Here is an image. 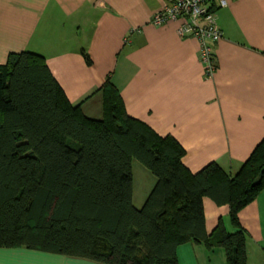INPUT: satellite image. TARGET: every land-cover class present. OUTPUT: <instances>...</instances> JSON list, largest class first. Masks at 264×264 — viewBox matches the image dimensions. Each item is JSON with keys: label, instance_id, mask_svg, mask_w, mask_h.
<instances>
[{"label": "trees", "instance_id": "trees-1", "mask_svg": "<svg viewBox=\"0 0 264 264\" xmlns=\"http://www.w3.org/2000/svg\"><path fill=\"white\" fill-rule=\"evenodd\" d=\"M101 91L103 116L88 118L43 56L11 53L0 65V248L176 264L177 246L192 242L246 264L239 213L264 189V139L233 177L216 163L192 174L174 138L130 117L110 80ZM134 159L156 180L141 208L132 202ZM204 197L229 207L233 232L219 220L207 233Z\"/></svg>", "mask_w": 264, "mask_h": 264}, {"label": "crops", "instance_id": "crops-1", "mask_svg": "<svg viewBox=\"0 0 264 264\" xmlns=\"http://www.w3.org/2000/svg\"><path fill=\"white\" fill-rule=\"evenodd\" d=\"M165 0H0V65L9 54L44 57L72 106L103 116L102 85L119 91L126 113L184 149L195 174L209 163L233 177L264 139V0H227L216 22L215 74L205 77L200 44L179 38V21L151 25ZM85 53L90 60L84 59ZM141 175L144 173L140 172ZM153 177V176H152ZM156 180L138 181L141 208ZM149 184V185H148ZM210 233L229 207L202 200ZM246 264H264V189L239 213ZM176 264H226L224 250L192 242L177 246ZM0 264H102L26 248H0Z\"/></svg>", "mask_w": 264, "mask_h": 264}, {"label": "built area", "instance_id": "built-area-1", "mask_svg": "<svg viewBox=\"0 0 264 264\" xmlns=\"http://www.w3.org/2000/svg\"><path fill=\"white\" fill-rule=\"evenodd\" d=\"M162 10L157 12L151 25L162 27L168 21H179L175 33L179 38L193 37L200 44V61L205 77L215 74L214 44L222 39V32L217 25L216 15L220 8L227 5V0H165Z\"/></svg>", "mask_w": 264, "mask_h": 264}, {"label": "rangeland", "instance_id": "rangeland-1", "mask_svg": "<svg viewBox=\"0 0 264 264\" xmlns=\"http://www.w3.org/2000/svg\"><path fill=\"white\" fill-rule=\"evenodd\" d=\"M131 166H132V174H133L134 181H135L134 202L137 205L138 204V201H137L138 200V195H137L138 181H140L142 184L149 183V180L151 179L153 180V177L150 174V172L137 159H134L132 161ZM140 172L144 173V175H141Z\"/></svg>", "mask_w": 264, "mask_h": 264}, {"label": "water", "instance_id": "water-1", "mask_svg": "<svg viewBox=\"0 0 264 264\" xmlns=\"http://www.w3.org/2000/svg\"><path fill=\"white\" fill-rule=\"evenodd\" d=\"M264 174V168H262V170H261V172H260V174H259V177L261 176V175H263ZM258 181V180H257ZM256 181V182H257Z\"/></svg>", "mask_w": 264, "mask_h": 264}]
</instances>
